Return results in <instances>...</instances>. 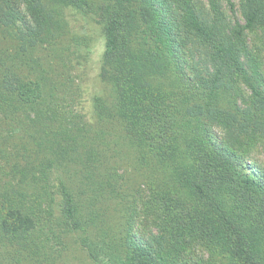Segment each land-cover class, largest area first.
I'll list each match as a JSON object with an SVG mask.
<instances>
[{"label": "trees", "instance_id": "obj_1", "mask_svg": "<svg viewBox=\"0 0 264 264\" xmlns=\"http://www.w3.org/2000/svg\"><path fill=\"white\" fill-rule=\"evenodd\" d=\"M237 2L0 0V264H264V0ZM72 9L106 37L93 120L53 68Z\"/></svg>", "mask_w": 264, "mask_h": 264}, {"label": "rangeland", "instance_id": "obj_2", "mask_svg": "<svg viewBox=\"0 0 264 264\" xmlns=\"http://www.w3.org/2000/svg\"><path fill=\"white\" fill-rule=\"evenodd\" d=\"M66 20L75 33L72 40L75 45L73 48H67L66 51L64 46V55L56 58L58 65H53V68L64 69V65L69 66L74 91H76L75 108L85 113L88 119L93 120L94 97L108 93V86L100 77L101 67L105 61L106 37L97 23L76 10L66 12ZM182 41L185 42V40ZM54 49L56 47H51L49 51L53 53ZM42 52L45 54V51ZM253 128L255 129L254 126ZM250 131L248 130L249 133ZM260 158L264 160V153L260 155ZM83 264L92 263L86 261Z\"/></svg>", "mask_w": 264, "mask_h": 264}]
</instances>
